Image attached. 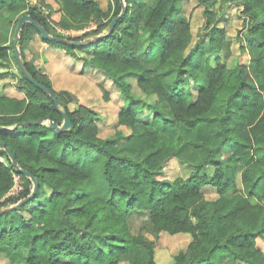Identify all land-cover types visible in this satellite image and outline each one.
<instances>
[{"label":"trees","instance_id":"trees-1","mask_svg":"<svg viewBox=\"0 0 264 264\" xmlns=\"http://www.w3.org/2000/svg\"><path fill=\"white\" fill-rule=\"evenodd\" d=\"M55 1L57 20L43 4L0 0V66L11 56L18 65L13 40L6 39L23 14L53 35L85 40L108 32L121 10L120 0H109L106 8L98 0ZM124 1L125 13L113 29L85 44L47 40L31 22L22 26L20 55L59 106L21 70L11 85L20 96L0 85V143L38 181L31 197L0 212V254L9 264H158L155 240L129 228L130 215L144 212L154 236L164 231L189 236L170 264H264L256 244L257 238L264 241V158L256 155L264 150V0H194L203 22L192 45V23L182 13L187 0ZM232 3L246 21V44L240 45L245 60L222 55L227 27L219 23L217 8ZM86 26L89 33L60 31ZM36 38L76 56L83 69L97 70L119 89L123 105L112 135L101 137L98 112L78 100L71 108L75 93L56 90L49 75L26 59L23 47ZM156 48L160 52L147 64L143 58ZM102 90L108 99V90ZM60 110L72 126L57 132L43 118L50 115L60 125ZM147 110L150 115L142 119ZM25 121L33 123L16 125ZM167 125L185 128L189 137L163 140ZM182 149L192 151L188 175L165 178V163L179 158ZM0 156L6 158H0V208H5L30 194L33 184L15 170L1 144ZM83 156L99 164L98 185L88 164L80 165ZM15 173L23 187L6 196ZM209 187L214 198L205 196Z\"/></svg>","mask_w":264,"mask_h":264},{"label":"rangeland","instance_id":"rangeland-1","mask_svg":"<svg viewBox=\"0 0 264 264\" xmlns=\"http://www.w3.org/2000/svg\"><path fill=\"white\" fill-rule=\"evenodd\" d=\"M29 3H40L43 7H46L48 14L53 20L59 18V4L55 0H27ZM42 1V2H41ZM109 0H98L101 7L106 8ZM217 12L220 13V24L227 27V42L226 51L224 52V47L222 55L226 52L232 53L231 58L239 56L241 60H245V56L240 54V45L246 44L244 40L245 24L246 21L243 19V15L240 13L239 5L232 3L226 6L220 5L217 8ZM182 13L189 17L192 23L193 38L192 43L196 40V33L203 22L202 7L196 4L194 0H187L183 4ZM57 28V27H56ZM91 26H86L81 29L73 30H60L65 34H80L83 31L89 33ZM55 29V28H54ZM57 31V29H55ZM15 33V30H14ZM14 33L10 32L9 37L6 39L7 42L11 43L14 38ZM91 35L86 36L89 37ZM190 45V46H191ZM26 59L31 60L33 64L42 72V74L49 75L52 80V84L56 90L60 88H70L77 99L70 104V107L75 106V102L78 100L88 106L93 107L100 116L98 122L99 125V135L101 137H107L114 133L117 128V112L119 108L123 105V97L111 81L104 77L100 72L95 69H83V64L79 61L76 56H72L70 53L65 51L59 46L41 43L38 38L30 42L29 48L23 47ZM160 52L159 48H156L154 52L143 58L146 63H152V59ZM83 69V70H82ZM2 72V79H0V85H8L6 90L9 93H14L20 96V92L16 91L11 85L20 78V69L15 62L14 58L11 56L9 59L5 60L0 66ZM133 85L135 79L130 80ZM191 86V91L195 94L196 88L193 84ZM106 88L109 93L108 99L103 97V90ZM188 88V87H187ZM135 92L140 93L139 89L135 86L133 88ZM150 111L147 110L141 114L142 119L148 118ZM163 124V123H162ZM124 131H127L125 128ZM140 129L143 126H139ZM183 138L187 139L189 137V132L183 127L167 125L165 130L162 131L161 138L166 139L169 137ZM182 139V140H183ZM190 149H182L181 156L173 157L168 160L164 165L163 176L168 179H173L177 176L186 177L190 171L191 165L189 164L187 158L191 155ZM256 154L258 157L264 158V150L259 149ZM1 159H6L1 157ZM80 165L87 168L92 174L96 185L99 179L96 180L97 174H99L100 166L97 162L91 161L86 162L85 156L78 160ZM45 161H42L44 163ZM14 184L11 190L6 196L13 195V190L16 191L20 187H23V179L20 174H14ZM20 189V190H21ZM205 196L207 198H214L216 196V191L214 189L206 188ZM129 228L131 232L138 234L141 233L149 240H155V252L154 257L158 264H170L173 261V256L181 249L187 246L189 241V236L182 233L170 234L167 232H161L159 236H154L153 231L148 224L147 215L144 212H137L130 215L129 218ZM256 244L264 251V241L260 238L256 239ZM0 264H9L7 259L0 254ZM120 264H125L121 262Z\"/></svg>","mask_w":264,"mask_h":264},{"label":"water","instance_id":"water-1","mask_svg":"<svg viewBox=\"0 0 264 264\" xmlns=\"http://www.w3.org/2000/svg\"><path fill=\"white\" fill-rule=\"evenodd\" d=\"M120 3H121V10L116 16L113 17V19L109 23L108 32L113 29V27L115 26L117 20L125 13V10H126L125 1L124 0H120ZM25 22H31L38 29V31L40 32V35H41L42 38L47 39V40L57 41V42H64V43L71 44V45H74V44H85L86 42H92V41L99 40L102 36H104L108 32L100 33V34L91 36L89 38H86L85 40H72V39H68V38H66L64 36H56V35H53V34L49 33L46 30V28L38 20L34 19L28 13L27 14H23L19 18V20L17 22V25L15 27V33H14V38H13L14 54H15V57L17 59L19 68H20L21 72L24 74V76L30 82H32L35 86L39 87L44 92L48 93L49 96L51 97V99L53 100L54 104L56 106H59V99L56 97L54 92L48 86H46L45 84L39 82L37 79H35L33 77V75L28 71V69H27V67L25 65V62H24V60L22 59V57L20 55L19 47H18V39L20 37L22 26H23V24ZM60 112L63 115V121H62V123L60 125L57 124L56 122H54V120L51 118L50 115H47V116H45L43 118V121H47L49 123V126L54 128L57 132H60V131H63V130H67V129H69L72 126V122H71L70 117L63 110H60ZM30 123H33V121H25L23 123L22 122H18V123H16V125L30 124ZM0 144L4 148V150L7 152L8 156H9V159L11 160V163L14 166L15 170L17 172L22 173L23 175L27 176L28 178H30L31 181H32V184H33L32 185V191H31L30 194H28L27 196L19 199L13 206L0 208V212H1V211L8 210L11 207H14L16 205H19V204L23 203L25 200H27L29 197H31L37 190L38 181L32 175V173L29 170L19 166L18 162L15 159L14 154L10 151V149L7 146H5V144H3V143H0Z\"/></svg>","mask_w":264,"mask_h":264},{"label":"built area","instance_id":"built-area-1","mask_svg":"<svg viewBox=\"0 0 264 264\" xmlns=\"http://www.w3.org/2000/svg\"><path fill=\"white\" fill-rule=\"evenodd\" d=\"M14 179H15V178H14ZM20 189H21V187H20L18 190H16V191H14V189H12V190H13V193H16V192H18Z\"/></svg>","mask_w":264,"mask_h":264},{"label":"crops","instance_id":"crops-1","mask_svg":"<svg viewBox=\"0 0 264 264\" xmlns=\"http://www.w3.org/2000/svg\"><path fill=\"white\" fill-rule=\"evenodd\" d=\"M46 45H48V44H46Z\"/></svg>","mask_w":264,"mask_h":264}]
</instances>
